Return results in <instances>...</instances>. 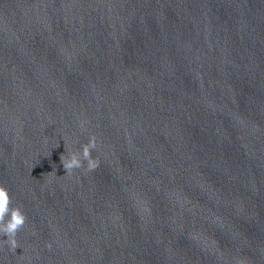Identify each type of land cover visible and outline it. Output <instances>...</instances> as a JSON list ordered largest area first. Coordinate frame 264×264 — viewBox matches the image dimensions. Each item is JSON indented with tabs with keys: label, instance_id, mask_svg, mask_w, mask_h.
<instances>
[{
	"label": "water",
	"instance_id": "obj_1",
	"mask_svg": "<svg viewBox=\"0 0 264 264\" xmlns=\"http://www.w3.org/2000/svg\"><path fill=\"white\" fill-rule=\"evenodd\" d=\"M0 186V264H264V0H0Z\"/></svg>",
	"mask_w": 264,
	"mask_h": 264
},
{
	"label": "clouds",
	"instance_id": "obj_2",
	"mask_svg": "<svg viewBox=\"0 0 264 264\" xmlns=\"http://www.w3.org/2000/svg\"><path fill=\"white\" fill-rule=\"evenodd\" d=\"M86 121L80 123L83 129ZM97 149V140L95 136H89L87 143L82 144L79 150H68L66 156H62L63 167L66 175H72L74 170L82 169L84 172H92L99 167V160L93 157V150ZM26 216L20 207H13L9 192L3 186H0V247L7 245L9 251L13 252L19 247L16 235L25 225Z\"/></svg>",
	"mask_w": 264,
	"mask_h": 264
}]
</instances>
